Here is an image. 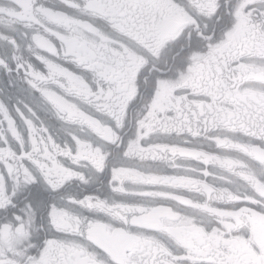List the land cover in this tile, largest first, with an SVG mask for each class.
Here are the masks:
<instances>
[{
  "label": "snow or ice",
  "instance_id": "6c2138e0",
  "mask_svg": "<svg viewBox=\"0 0 264 264\" xmlns=\"http://www.w3.org/2000/svg\"><path fill=\"white\" fill-rule=\"evenodd\" d=\"M0 264H264V0H0Z\"/></svg>",
  "mask_w": 264,
  "mask_h": 264
}]
</instances>
